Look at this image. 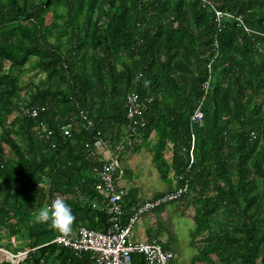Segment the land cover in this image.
<instances>
[{"label":"trees","instance_id":"trees-1","mask_svg":"<svg viewBox=\"0 0 264 264\" xmlns=\"http://www.w3.org/2000/svg\"><path fill=\"white\" fill-rule=\"evenodd\" d=\"M207 3L0 0V232L34 249L27 261L94 264L90 253L43 247L60 233L34 219L58 195L72 207V230H107L106 213L92 207L101 205L98 162L84 145L120 144L125 97L135 92L150 99L141 143L164 181L172 173L168 192L187 185L175 202L194 209L197 261L264 264V0ZM30 72L40 77L31 87L21 81ZM197 108L200 124L190 121ZM40 122L53 131L48 140L37 135ZM66 123L70 138L60 133ZM133 206L124 203V222Z\"/></svg>","mask_w":264,"mask_h":264},{"label":"built area","instance_id":"built-area-1","mask_svg":"<svg viewBox=\"0 0 264 264\" xmlns=\"http://www.w3.org/2000/svg\"><path fill=\"white\" fill-rule=\"evenodd\" d=\"M206 5L207 0H202ZM224 15L220 11H215L216 21ZM211 79L202 83L203 97L206 95ZM150 99H141L137 93H128L125 97V112L127 125L123 128V137L120 144L111 149L99 138L92 142H86L85 147L94 155L98 162L92 173L95 179L94 189L101 196V205L97 202L92 203L93 208H100L106 213L108 218V228L105 232L87 229L86 227H77L72 230L70 235L65 237L62 234L56 235L50 242L44 246L56 245L73 253L75 257H80L83 253H90L94 264H168L173 258L172 251L164 249L156 239H147L142 241H129L132 235V228L136 224L140 215L153 214L160 207L178 200L187 190V185L177 188L173 191L166 192L154 199L144 201L133 207L126 222H124L125 212L123 200L127 192L119 184L123 175V169L119 162V157L125 147L132 148L138 146L142 135L141 128L144 127L141 118L142 110ZM23 115L29 118H37L38 111L27 109ZM82 128L88 129L92 126V121L86 115H82ZM203 120V114L197 108L192 114L190 121L194 124H200ZM72 124L66 123L60 126V133L64 138H70L72 134ZM37 135L48 140L53 131L43 122L37 126ZM194 137L190 141V165L193 162ZM59 197L46 198V206L51 200ZM32 250H22L15 254L0 248V254L11 264H20L26 262Z\"/></svg>","mask_w":264,"mask_h":264},{"label":"rangeland","instance_id":"rangeland-1","mask_svg":"<svg viewBox=\"0 0 264 264\" xmlns=\"http://www.w3.org/2000/svg\"><path fill=\"white\" fill-rule=\"evenodd\" d=\"M50 22L51 16L47 14L45 24L49 25ZM32 61L33 59L30 62ZM39 79V76L34 77V72H30L23 76L21 81L31 87L30 84L36 85ZM15 116L16 114L14 113L10 115L8 121L13 120ZM152 139L153 137L151 136L150 140ZM139 144V146L132 148L125 147L119 157V162L123 169V175L119 180V184L128 193L126 194L127 197L125 196L127 200H134L135 204L154 199L156 194L168 192L169 189L176 186L171 172L167 174L170 183L162 179L161 173L155 167L149 149L141 142ZM2 148L4 152H7L5 145ZM170 158L171 151L167 149L164 152V159L167 164H169ZM59 197L64 198L62 196ZM126 198H124V202ZM164 206L155 210L153 214L145 213L140 215L132 228V235L129 241L133 243L137 240L156 239L162 246L167 247L173 253V258L168 264H205L202 260L197 261L198 244L196 243L195 245V242L191 241L194 209L192 207L183 209L175 201ZM0 248L12 254L26 249H21L19 240L15 242L14 237L9 239L5 231L0 232ZM53 261V259H50L46 263L58 264L57 261ZM21 264L35 263L28 260V263L23 262Z\"/></svg>","mask_w":264,"mask_h":264},{"label":"clouds","instance_id":"clouds-1","mask_svg":"<svg viewBox=\"0 0 264 264\" xmlns=\"http://www.w3.org/2000/svg\"><path fill=\"white\" fill-rule=\"evenodd\" d=\"M76 217L72 207L63 198L56 197L48 206L43 207L35 216V223H44L67 237L73 229Z\"/></svg>","mask_w":264,"mask_h":264},{"label":"crops","instance_id":"crops-1","mask_svg":"<svg viewBox=\"0 0 264 264\" xmlns=\"http://www.w3.org/2000/svg\"><path fill=\"white\" fill-rule=\"evenodd\" d=\"M141 142V141H140ZM140 145V144H139ZM138 145V146H139ZM129 192V191H128ZM166 193V192H165ZM128 194V193H127ZM126 197H127V195H126ZM125 197V198H126ZM126 201H128V202H133L134 203V200H127V198L125 199V202ZM124 201H123V203H125ZM136 204H138V203H136ZM135 203H134V206L136 205ZM133 206V207H134ZM145 240H147V239H145ZM138 241V240H137ZM140 241H142V240H140ZM50 242V241H49ZM3 249V248H2ZM17 252H19V251H17ZM91 255V254H90ZM50 260V259H49ZM48 260V261H49ZM54 260V259H53ZM54 261H56V260H54ZM53 261V262H54ZM9 261L8 260H6V259H4V257L0 254V264H5V263H8ZM58 262V261H57ZM25 263H28V261H26ZM40 263H42V262H40ZM21 264V263H20ZM36 264V263H35ZM43 264V263H42ZM46 264H48V263H46ZM58 264H59V262H58Z\"/></svg>","mask_w":264,"mask_h":264}]
</instances>
